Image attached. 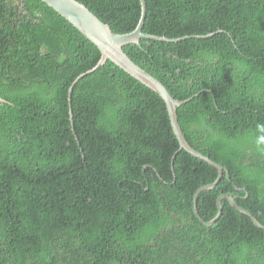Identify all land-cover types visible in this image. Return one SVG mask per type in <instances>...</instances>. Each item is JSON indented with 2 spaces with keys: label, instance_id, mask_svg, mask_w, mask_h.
<instances>
[{
  "label": "trees",
  "instance_id": "obj_1",
  "mask_svg": "<svg viewBox=\"0 0 264 264\" xmlns=\"http://www.w3.org/2000/svg\"><path fill=\"white\" fill-rule=\"evenodd\" d=\"M115 34L138 0H77ZM123 48L178 101L113 63L40 0H0V264H264V0H145ZM71 111V116L69 112ZM202 221V222H201Z\"/></svg>",
  "mask_w": 264,
  "mask_h": 264
},
{
  "label": "water",
  "instance_id": "obj_2",
  "mask_svg": "<svg viewBox=\"0 0 264 264\" xmlns=\"http://www.w3.org/2000/svg\"><path fill=\"white\" fill-rule=\"evenodd\" d=\"M42 3L46 4L49 8L53 9L57 14H59L63 19H65L73 28H75L79 33H81L87 40L94 44L101 53V57L97 64L89 71L79 75L69 87V96L72 93L73 87L78 83L82 78L92 74L102 66H104L107 61L113 63L117 68L125 72L131 78L147 87L148 89L155 92L164 102L171 127L173 129L176 140L179 143V150H184L191 156L204 161L205 163L211 165L218 171V179L216 182L210 185L201 187L194 195L193 198V212L198 219L196 200L198 194L202 190H207L216 185L220 180L221 175L224 171L223 167L212 162L209 158L204 157L200 153L192 149L188 143L185 141L183 134L181 132L180 126L177 121V108L185 104L188 100L178 101L175 100L168 90L163 86V84L157 80L155 77L151 76L145 70L140 68L135 64L129 56L124 52L123 48L128 45H137L141 39L147 40H157L163 42H178L182 39L169 40L165 37H156L153 35H147L142 33V27L144 24V19L146 15V2L145 0H138L140 3V17L137 26L135 29L127 34H115L110 29V27L99 20L85 5L78 2L77 0H40ZM4 100L0 98V103H3ZM71 116V111L69 112ZM227 200L232 208L237 210L239 213L246 215L259 229L264 227L259 224V222L252 216V214L240 208L235 204L234 200L227 196L223 195L217 199V209L218 213L209 222H204L205 226H211L216 222L221 215V200ZM202 222V221H201Z\"/></svg>",
  "mask_w": 264,
  "mask_h": 264
},
{
  "label": "clouds",
  "instance_id": "obj_3",
  "mask_svg": "<svg viewBox=\"0 0 264 264\" xmlns=\"http://www.w3.org/2000/svg\"><path fill=\"white\" fill-rule=\"evenodd\" d=\"M182 101H183V100H182ZM184 101H185V100H184ZM168 118H169V117H168ZM170 126H171V124H170ZM171 129H172V127H171ZM180 129H181V128H180ZM172 131H173V129H172ZM173 133H174V132H173ZM175 137H176V136H175ZM183 137H184V136H183ZM185 141H186V140H185ZM186 142H187V141H186ZM178 144H179V143H178ZM188 145H189V144H188ZM185 152H186V151H185ZM196 152H197V151H196ZM186 153H187V152H186ZM204 157H205V156H204ZM201 161H202V160H201ZM203 162H204V161H203ZM204 163H205V162H204ZM206 164H207V163H206ZM208 165H209V164H208ZM210 166H211V165H210ZM205 186H206V185H205ZM202 187H203V186H202ZM200 188H201V187H200ZM200 188H199V189H200ZM199 189H198V190H199ZM210 189H211V188H210ZM198 190H197V191H198ZM202 191H204V190H202ZM202 191H201V192H202ZM198 195H199V194H198Z\"/></svg>",
  "mask_w": 264,
  "mask_h": 264
}]
</instances>
